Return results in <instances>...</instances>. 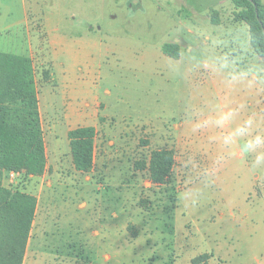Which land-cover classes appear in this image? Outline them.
<instances>
[{"label":"rangeland","instance_id":"rangeland-1","mask_svg":"<svg viewBox=\"0 0 264 264\" xmlns=\"http://www.w3.org/2000/svg\"><path fill=\"white\" fill-rule=\"evenodd\" d=\"M236 12L230 0H0V51L22 53L24 20L42 42L48 19L65 43L32 58L46 167L20 175L37 200L22 264H264V57ZM174 38L178 59L161 50ZM51 58L70 70L52 74ZM75 84L73 105H104L88 172L66 136ZM162 147L174 164L155 184L138 163Z\"/></svg>","mask_w":264,"mask_h":264},{"label":"trees","instance_id":"trees-1","mask_svg":"<svg viewBox=\"0 0 264 264\" xmlns=\"http://www.w3.org/2000/svg\"><path fill=\"white\" fill-rule=\"evenodd\" d=\"M234 19L248 27L253 52L264 57V5L261 0H231ZM212 24H219V13L212 10ZM162 52L173 59L180 56L177 43L165 42ZM46 76V73H44ZM35 70L30 57L0 51V264H22L36 214V197L19 186L2 184L4 172L24 171L41 175L46 167L44 134L38 107ZM93 126H78L68 132V142L75 170L88 172L93 166ZM174 152L162 147L150 152L138 163L147 170L152 183L170 180Z\"/></svg>","mask_w":264,"mask_h":264},{"label":"crops","instance_id":"crops-1","mask_svg":"<svg viewBox=\"0 0 264 264\" xmlns=\"http://www.w3.org/2000/svg\"><path fill=\"white\" fill-rule=\"evenodd\" d=\"M261 1L264 5V0H261ZM45 18L47 19L46 16H45ZM25 23H26V20H24V23L22 25L24 35L22 36V38L20 40L21 41L20 45H18V47H17V49H20L22 53H13V52H8V53L25 55V56L30 57L31 60L35 56H40L41 58L42 57L45 58V54L42 53L43 52L42 49L46 47V49L50 50L49 51L50 56H51V50H53V54H56L55 56L57 57V50L59 49V47L61 48L63 46V44H65V43L62 42V38L51 37L49 35V30H47V28L49 27V25L47 24V23H49L48 19L47 20L44 19L42 21V26L40 27V30H39L40 32L44 33V35H45L43 37L42 42L40 41L38 36L35 37L34 33L31 34L30 28H28L25 32V28H24ZM73 39H74L73 37H69V41H71ZM168 42L177 43L179 45L180 51H181L182 43H181L179 38H174ZM42 44H44L43 48H42V46H43ZM75 44L76 45L74 46L72 43L73 48L70 50L71 51L70 52L71 60H72L73 65L77 66L78 69L81 70L82 65L87 63V55L88 54H87V50L82 46L83 42L80 43L81 46H78L79 44L77 42ZM3 52H6V51H3ZM32 54H33V56H32ZM51 62H52L51 63L52 74H55L53 72V69H55L56 67L58 68V72H61L62 74H65L68 70H70L67 68H62V70H60L59 67L62 63L57 64L52 58H51ZM79 87L80 86H78L76 84L73 87H70V89H68L66 87V85L64 87V89H68L67 91H68V96H69V98H68L67 94H66L67 92L64 90V97H65V100L67 101L66 102V105H67L66 112L71 117V119H68V121L69 122H71V121L75 122L76 123L75 127L93 126L96 129L98 116L101 115V110L104 108V105L97 96L92 98V100H90V101L85 99V102L81 105H73L71 102V98H72V95L77 91V89ZM106 91H108V90L106 89ZM38 105H39V102H38ZM101 105L103 106L102 109L99 108ZM55 127H56V125L54 124L52 129H54ZM75 127L68 128L66 131V136L68 135V132ZM67 139H68V136H67ZM3 174H6V172H4ZM2 184L4 185L3 182H2Z\"/></svg>","mask_w":264,"mask_h":264},{"label":"built area","instance_id":"built-area-1","mask_svg":"<svg viewBox=\"0 0 264 264\" xmlns=\"http://www.w3.org/2000/svg\"><path fill=\"white\" fill-rule=\"evenodd\" d=\"M23 171H6V177L11 187L20 185V175Z\"/></svg>","mask_w":264,"mask_h":264},{"label":"water","instance_id":"water-1","mask_svg":"<svg viewBox=\"0 0 264 264\" xmlns=\"http://www.w3.org/2000/svg\"><path fill=\"white\" fill-rule=\"evenodd\" d=\"M264 31V30H263Z\"/></svg>","mask_w":264,"mask_h":264}]
</instances>
